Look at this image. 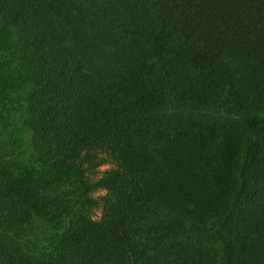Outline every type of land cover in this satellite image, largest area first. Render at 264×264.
I'll use <instances>...</instances> for the list:
<instances>
[{"label":"trees","instance_id":"16d2710c","mask_svg":"<svg viewBox=\"0 0 264 264\" xmlns=\"http://www.w3.org/2000/svg\"><path fill=\"white\" fill-rule=\"evenodd\" d=\"M0 264H264V0H0Z\"/></svg>","mask_w":264,"mask_h":264},{"label":"rangeland","instance_id":"374dc122","mask_svg":"<svg viewBox=\"0 0 264 264\" xmlns=\"http://www.w3.org/2000/svg\"><path fill=\"white\" fill-rule=\"evenodd\" d=\"M17 123H18V119L15 118L13 120V122L9 126L6 127L5 133H7L9 130H11V128H12L13 125H15V127H17ZM19 128L22 131V132H19L20 136H26L27 135V131L25 133L23 132V130H25V128L23 126L22 127H19ZM112 166H113L112 164H105V165H103V166L100 167V171H104L106 169H109ZM92 194L95 197H104V195L106 194V191H104L103 189H97V190L93 191ZM101 215H102V209L101 208H98L96 210L95 214H94V218L95 219H99L101 217Z\"/></svg>","mask_w":264,"mask_h":264}]
</instances>
